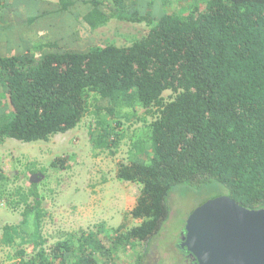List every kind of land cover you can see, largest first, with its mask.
<instances>
[{"label": "trees", "instance_id": "16d2710c", "mask_svg": "<svg viewBox=\"0 0 264 264\" xmlns=\"http://www.w3.org/2000/svg\"><path fill=\"white\" fill-rule=\"evenodd\" d=\"M13 1L0 0L2 24ZM34 3L54 11L37 10L25 19L27 26L72 11L91 32L111 19L147 29L129 45L74 50L49 37L13 41L22 32L9 20L7 38L0 32V144L7 138L46 142L93 112L88 136L94 150L115 154L125 134L119 119L135 117L145 123L146 136L133 148L148 145L150 156L145 163L130 154L116 170L117 179L140 185L130 210L139 224L124 230L123 224L107 228L99 222L48 245L36 184L24 192L16 188L6 195L18 198L8 199L11 175L0 174V199L23 205L18 223L2 226L0 245L14 248L9 264H117L120 251L131 252L158 234L169 194L180 185L219 188L196 205L224 191L247 209L264 208V0H144V7L141 0ZM65 161L55 158L50 165L64 170Z\"/></svg>", "mask_w": 264, "mask_h": 264}, {"label": "rangeland", "instance_id": "374dc122", "mask_svg": "<svg viewBox=\"0 0 264 264\" xmlns=\"http://www.w3.org/2000/svg\"><path fill=\"white\" fill-rule=\"evenodd\" d=\"M21 1L23 4L20 5L19 0L13 1V6L7 11L9 20L13 22L15 29L18 28L16 31L22 32L13 41L22 39L25 43L31 40L27 36L46 41V37H49V40H60L59 45L67 49L84 50L93 45L101 46L113 42L117 45H129L139 40L147 29L144 23L111 19L106 25L91 32L84 23H76L72 11L60 15L49 14L38 19L32 26H27L25 19L46 7L43 3L36 5L35 0ZM56 1L46 0V5ZM140 4L144 7V0ZM175 4L176 2L171 3L168 9H174ZM47 8L44 10L54 11L53 6ZM152 11L156 14L159 11L158 6H154ZM5 17L3 24L0 21L3 38H7L11 31L5 33L3 29L9 23ZM168 93L165 92L164 96L167 97ZM92 109L93 107L90 111ZM136 114L140 117L142 110H138ZM103 115L109 121L115 120L106 112ZM95 119L93 112H88L77 127L63 134L53 135L46 142H21L7 138L0 144V174L11 175L6 180L5 195L13 193L16 188H20V192L27 191L31 182L36 184L42 197L41 205L46 212L42 224V236L47 239L46 245L64 239L67 233L91 229L99 222H105L107 228L123 224L124 230L140 222V219L130 215L140 185L117 179L116 170L119 163H127L130 154L137 156L138 160L148 162L150 146L146 145L143 150L136 152L133 148L138 141L145 138L146 125L135 117L120 118L125 134L112 155L108 151L98 153L90 145L88 125ZM150 120L147 117L146 121ZM55 158H64L66 169L51 166L50 162ZM28 167L38 171L30 173ZM42 169L43 173L39 171ZM215 190L216 188L208 186L175 187L169 194L168 216L158 234L144 246L138 245L131 252L120 251L116 255V263L135 264L136 256L145 252L142 264H190L178 247L186 216L196 203L218 191ZM220 193L224 194V191ZM5 197L17 199L18 195ZM22 208L23 205L12 207L7 204L6 198L0 199V237L3 225L16 224L21 220ZM13 252L14 248L0 245V264L11 263Z\"/></svg>", "mask_w": 264, "mask_h": 264}, {"label": "water", "instance_id": "95a60500", "mask_svg": "<svg viewBox=\"0 0 264 264\" xmlns=\"http://www.w3.org/2000/svg\"><path fill=\"white\" fill-rule=\"evenodd\" d=\"M179 243L195 264H264V208L220 194L197 204Z\"/></svg>", "mask_w": 264, "mask_h": 264}, {"label": "flooded vegetation", "instance_id": "af4514ba", "mask_svg": "<svg viewBox=\"0 0 264 264\" xmlns=\"http://www.w3.org/2000/svg\"><path fill=\"white\" fill-rule=\"evenodd\" d=\"M183 234H184V233H183ZM183 234H182V235H183ZM185 256H186V258H187V260H188V261H189V260H191V261L193 260L191 257H189V255H188V254H187V255H185ZM191 261H190V262H191Z\"/></svg>", "mask_w": 264, "mask_h": 264}]
</instances>
